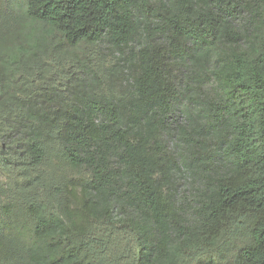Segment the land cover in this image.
<instances>
[{
  "label": "trees",
  "instance_id": "1",
  "mask_svg": "<svg viewBox=\"0 0 264 264\" xmlns=\"http://www.w3.org/2000/svg\"><path fill=\"white\" fill-rule=\"evenodd\" d=\"M0 264H264V0H0Z\"/></svg>",
  "mask_w": 264,
  "mask_h": 264
},
{
  "label": "rangeland",
  "instance_id": "2",
  "mask_svg": "<svg viewBox=\"0 0 264 264\" xmlns=\"http://www.w3.org/2000/svg\"><path fill=\"white\" fill-rule=\"evenodd\" d=\"M3 1V0H2ZM242 23L241 21H239L238 24ZM215 85L214 84H209L206 85L203 88V95L209 96L208 94H206V92H208L209 90L214 89ZM196 107H194L193 105H191L190 103H188L187 101H183L179 112H180V117H183L184 120L186 119L185 116V112L189 111L191 113H195L196 111ZM170 141V145L174 146L175 144V138L172 136V134L169 132V135H167ZM182 154V150L179 151ZM177 184L180 185L179 187V194L177 199L180 202V205L183 207V209L186 212H190L192 210V205L194 204V200H193V196L191 194V186L189 185V183H191V177L190 175L184 171V175L182 177H179L177 180Z\"/></svg>",
  "mask_w": 264,
  "mask_h": 264
}]
</instances>
